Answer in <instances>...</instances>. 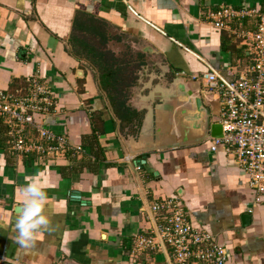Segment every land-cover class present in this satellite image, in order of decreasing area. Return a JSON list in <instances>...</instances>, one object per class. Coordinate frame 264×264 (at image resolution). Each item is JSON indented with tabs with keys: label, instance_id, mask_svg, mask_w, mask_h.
<instances>
[{
	"label": "crops",
	"instance_id": "0c3cea01",
	"mask_svg": "<svg viewBox=\"0 0 264 264\" xmlns=\"http://www.w3.org/2000/svg\"><path fill=\"white\" fill-rule=\"evenodd\" d=\"M263 2L0 0V89L26 95L29 78L39 75L56 105L37 119L81 147L64 156H20L0 120V264H172L167 247L132 255L135 236L156 231L151 204L164 197L179 200L227 248L229 264H264V201L231 156L213 151L209 139L146 156H127L122 143L135 133L126 115L139 124L144 83L162 69L199 79L204 103L220 122L221 102L206 90L204 74L231 80L252 56L242 38L207 15L223 5ZM235 27L254 30L256 20ZM24 135L37 139L31 126ZM37 178L48 189L55 231L16 259L9 235L17 190Z\"/></svg>",
	"mask_w": 264,
	"mask_h": 264
},
{
	"label": "built area",
	"instance_id": "2783aa9c",
	"mask_svg": "<svg viewBox=\"0 0 264 264\" xmlns=\"http://www.w3.org/2000/svg\"><path fill=\"white\" fill-rule=\"evenodd\" d=\"M254 18V30L235 26ZM216 27L232 31L249 45L252 63L231 80L215 71L204 74V86L221 102L222 137H210L213 151L223 150L249 176V184L264 201V2L259 6L223 5L207 15ZM236 23V24H235ZM234 24V25H233ZM29 92L22 94L0 89V120L8 126V146L18 155L64 156L81 149L72 145L65 134L46 127L37 115L56 105L53 92L42 78H29ZM26 126L35 129L37 139L25 137ZM156 220L152 234H137L132 255L148 250L170 248L173 264H229L227 248L203 225L194 221L179 200L156 199L151 204Z\"/></svg>",
	"mask_w": 264,
	"mask_h": 264
},
{
	"label": "water",
	"instance_id": "95a60500",
	"mask_svg": "<svg viewBox=\"0 0 264 264\" xmlns=\"http://www.w3.org/2000/svg\"><path fill=\"white\" fill-rule=\"evenodd\" d=\"M145 51L153 52V49L148 47ZM155 75L152 73L144 83L147 103L139 124L137 119L134 121L135 133L128 136L126 146L122 141L127 156L137 153L146 156L154 150L198 144L209 136H223L222 124L214 121L204 103L199 79L189 80L163 69Z\"/></svg>",
	"mask_w": 264,
	"mask_h": 264
},
{
	"label": "clouds",
	"instance_id": "9594fccd",
	"mask_svg": "<svg viewBox=\"0 0 264 264\" xmlns=\"http://www.w3.org/2000/svg\"><path fill=\"white\" fill-rule=\"evenodd\" d=\"M18 208L14 233L9 238L17 245L16 259L37 251L45 234L55 231V225L46 212L48 189L40 179L26 180L17 190Z\"/></svg>",
	"mask_w": 264,
	"mask_h": 264
},
{
	"label": "trees",
	"instance_id": "16d2710c",
	"mask_svg": "<svg viewBox=\"0 0 264 264\" xmlns=\"http://www.w3.org/2000/svg\"><path fill=\"white\" fill-rule=\"evenodd\" d=\"M124 80H125V78H124ZM125 111H120V113H121V115L124 113ZM127 116V120L128 121H130V123H132V122H134L135 121V118L131 115V114H127L126 115ZM139 121H140V119H139ZM134 129V128H133Z\"/></svg>",
	"mask_w": 264,
	"mask_h": 264
}]
</instances>
